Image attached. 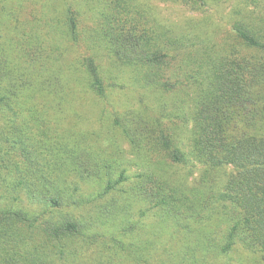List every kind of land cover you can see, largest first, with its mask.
Masks as SVG:
<instances>
[{"label":"trees","instance_id":"1","mask_svg":"<svg viewBox=\"0 0 264 264\" xmlns=\"http://www.w3.org/2000/svg\"><path fill=\"white\" fill-rule=\"evenodd\" d=\"M158 1L0 0V264H264V0Z\"/></svg>","mask_w":264,"mask_h":264},{"label":"rangeland","instance_id":"2","mask_svg":"<svg viewBox=\"0 0 264 264\" xmlns=\"http://www.w3.org/2000/svg\"><path fill=\"white\" fill-rule=\"evenodd\" d=\"M225 5H226V3L222 4L219 7H216V9L214 8L213 12H211L212 16H210V17H212L216 21L221 20L219 13L225 10V7H224ZM153 7L163 17L168 18V19L173 20V21L186 20L185 18H187L188 16H196L198 14L196 12H192L191 10L187 9L182 4L177 3V2H164L162 0H159L157 4L155 2ZM142 8H143L144 12H148L149 11V8H147L146 5H143ZM204 18L205 17H203L201 19H204ZM216 24H218L220 26L221 23L217 22ZM221 28H222V26H221ZM107 68L108 67L105 64L103 70H106ZM94 110H95L94 113H96L95 106H94ZM85 112L88 113V114H92L93 113V109L87 107L85 109ZM113 118H114L113 111L111 109H109L108 110V114L106 116V121H107V125L108 126H109V123L112 121ZM95 128H99V125H96ZM104 136H105V138H108L109 135L107 133H104ZM121 139L123 140V149L126 152L127 158L132 159L133 156L130 155L128 140H126L124 138H121ZM130 167H131L132 171H136L138 168H139V170L142 169L139 166L138 161H135L134 163H132ZM84 192H85V194H87L89 192V190L85 189ZM134 216L135 217H134L133 221L135 222V226L131 230L132 233H130V237H131V240L133 239L136 242V244H140V242H142V245H143L146 240H149L151 238L149 236H152L153 232L156 231V230H154V228L156 226H158V222L160 220L157 219V216H156L155 213H153V211L147 212L142 217L138 216L137 213H135ZM101 240L102 239H100L97 242H102ZM95 244H97V245H95ZM128 244L129 243L123 244V243L119 242L116 238H114L112 240H109V241H107L105 243H94L93 247L90 249V251L88 253H84L82 255V259L85 260V261H88V260L91 261L93 259V257L90 256V255H91L92 252L95 254V250H94V247H95V248L101 249L104 252L105 257L106 256H111L112 259H113L112 264H122V262L125 259V256L129 254V253H127L129 249L126 250ZM162 245H164L163 242H158L156 244V246H162ZM124 247H125V249L123 251L122 249ZM146 252L148 254V258H152V259H156V257L158 255H160L157 252V250L155 251V250L147 249ZM178 255H179V252H178ZM25 258L27 259V257H25ZM96 258H97V255L95 254V259L93 260V262L96 261ZM0 259H1V256H0ZM48 260L49 261L51 260L52 264H63L64 263V261L62 263L61 261L55 260L54 257H51ZM26 263H27L26 260L23 261V264H26ZM137 264H144V262H142V261L139 262L138 261Z\"/></svg>","mask_w":264,"mask_h":264}]
</instances>
